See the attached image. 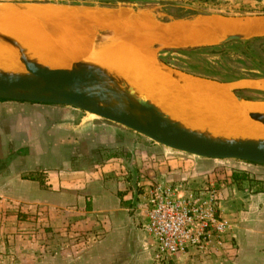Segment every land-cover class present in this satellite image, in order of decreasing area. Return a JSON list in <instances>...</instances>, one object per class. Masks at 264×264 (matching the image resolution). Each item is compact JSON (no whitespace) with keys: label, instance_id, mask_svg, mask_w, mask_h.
Masks as SVG:
<instances>
[{"label":"crops","instance_id":"obj_1","mask_svg":"<svg viewBox=\"0 0 264 264\" xmlns=\"http://www.w3.org/2000/svg\"><path fill=\"white\" fill-rule=\"evenodd\" d=\"M39 9L64 15L99 14L102 29L98 31L112 32L118 44H98L97 31L89 37L91 40L81 55L114 69L119 61L112 55L116 47L132 49V54L139 59L152 61L140 43L150 45L149 49L152 44L163 49H181L219 46L226 36L234 34L264 37V15L227 18L215 14H196L190 18L158 21L147 14H118V10H114L112 15L102 11L73 12L54 6ZM215 20L229 21L227 23L231 24L261 22L263 25L251 31L249 28L223 31L210 24ZM142 33L146 37H140ZM187 35H196L197 40L185 43L183 40H187ZM150 50L153 53L152 48ZM28 111L43 112L47 116L39 115L35 120L20 115ZM74 111L80 112L63 106L0 101V197L2 202H10L21 211L27 208L32 212L40 205L53 210L56 216L82 215L86 219L80 222L71 220V228L98 227L101 233L105 231L100 248L81 260V264H90V260L100 253L111 257L121 255L120 228L121 224L129 228L133 226L132 218L126 214L135 207L136 195L133 192L138 184L146 185L148 180L180 172L189 163L197 166L202 162L167 152H164V157L154 156L151 152L138 153L136 147L139 140L135 134L107 122L80 120ZM79 147L87 148L88 152L104 149L108 155L102 164L94 166V171H86L74 163L78 161L76 155ZM234 168L238 174L234 178L255 181L258 190L252 193L250 200L256 201L258 208L262 203L264 212V166L238 162ZM62 223L56 218L53 225L57 227ZM130 230L129 240H135V229ZM110 243L112 249L108 248Z\"/></svg>","mask_w":264,"mask_h":264},{"label":"rangeland","instance_id":"obj_2","mask_svg":"<svg viewBox=\"0 0 264 264\" xmlns=\"http://www.w3.org/2000/svg\"><path fill=\"white\" fill-rule=\"evenodd\" d=\"M0 3L76 5L92 7L98 12L114 9L118 10V14H147L158 21L190 18L196 14H224L238 18L264 15V0H0ZM96 34L98 44L118 43L110 31H98ZM151 48L154 58L169 64L180 73L186 74L197 69L204 73H213L229 80L224 84L231 86L230 92L234 96L249 102H264V68L261 67L264 64V43L249 47L247 41L221 44L217 49L221 53L214 56L173 54V49H163L153 44ZM74 112L80 116V120L107 122L83 112ZM20 115L35 120L39 115L47 116L43 112L32 111ZM128 132L135 134L129 130ZM135 136L139 140L136 147L138 153L151 152L154 156L164 157V152H167L188 158L187 160L202 162L197 166L189 163L186 168L180 169V173L197 171L199 176L193 180L191 186L198 188L200 184H204L215 188L217 192L215 213L224 227L223 231L213 234L212 240L203 249L192 250L186 255H176L169 264H264L263 204L259 203L258 208L257 202L250 200L252 193L258 190L254 180L233 177L238 176L234 172V166L239 161L199 159L170 151L141 135ZM77 151L78 161L74 163L86 171H94V166L102 164L108 155L104 149L88 152L87 148L79 147ZM260 189L262 190V186ZM140 191L136 187L133 194L137 196ZM126 215L132 218L133 226L129 228L121 224V255L111 257L100 253L90 260V264H154V242L144 228L145 215L137 199L135 207ZM56 218L63 222L61 226L53 225ZM81 219L86 218L82 215L56 216L53 210L40 205L32 212L27 208L21 211L10 202H2L0 197V264H81L82 258L87 259V255L100 248L105 233H101L102 230L98 227L71 228V220L80 222ZM132 228L136 232L135 240H129ZM104 248L107 249L106 246ZM108 248L112 249V243Z\"/></svg>","mask_w":264,"mask_h":264},{"label":"bare ground","instance_id":"obj_3","mask_svg":"<svg viewBox=\"0 0 264 264\" xmlns=\"http://www.w3.org/2000/svg\"><path fill=\"white\" fill-rule=\"evenodd\" d=\"M39 8L43 6L27 10L11 5L0 6V33L16 40L29 58L50 68L70 69L79 63L97 61L81 53L87 48L91 40L89 37L102 29L99 14L64 15ZM210 22L223 31L244 28L251 31L263 25L261 22ZM141 24L144 25L143 22ZM186 37L187 40H183L185 43L197 40L196 35ZM139 45L152 61L139 59L130 48L116 47L112 52L119 60L116 69L127 75L143 95L162 106L173 119L181 121L191 130L205 132L212 137L264 141V125L249 117L253 113L264 115V103L237 101L230 92V85L192 79L180 84L153 62L154 54L149 49L150 45ZM0 70L9 73L25 72L14 49L0 45Z\"/></svg>","mask_w":264,"mask_h":264},{"label":"water","instance_id":"obj_4","mask_svg":"<svg viewBox=\"0 0 264 264\" xmlns=\"http://www.w3.org/2000/svg\"><path fill=\"white\" fill-rule=\"evenodd\" d=\"M4 5L20 10L42 7L0 3V6ZM54 7L73 12H97L95 8L76 5ZM101 11L114 14V9ZM139 35L146 37L144 33ZM253 38L261 37L234 34L226 36L221 44ZM0 45L14 49L25 70L24 73L0 70V101L69 107L123 127L170 151L199 159L239 161L264 166V141L229 140L191 130L168 115L162 106L143 95L127 75L109 65L87 61L70 69H54L29 58L16 40L1 33ZM195 47L204 46L186 48ZM153 62L180 84L194 78L163 65L157 58H153ZM234 98L245 101L236 96ZM249 117L264 125L263 114L253 113Z\"/></svg>","mask_w":264,"mask_h":264},{"label":"built area","instance_id":"obj_5","mask_svg":"<svg viewBox=\"0 0 264 264\" xmlns=\"http://www.w3.org/2000/svg\"><path fill=\"white\" fill-rule=\"evenodd\" d=\"M198 176L197 171L173 172L137 185L144 228L155 246L154 264H169L176 255L201 250L213 234L223 231L215 213L216 189L204 184L193 188L191 183Z\"/></svg>","mask_w":264,"mask_h":264},{"label":"trees","instance_id":"obj_6","mask_svg":"<svg viewBox=\"0 0 264 264\" xmlns=\"http://www.w3.org/2000/svg\"><path fill=\"white\" fill-rule=\"evenodd\" d=\"M215 15H219L222 17H236V16H228V15H224V14H215ZM264 43V37L261 38H253L251 40L247 41V46H251L252 44L255 45H260ZM219 46H213V47H195V48H182V49H173L171 50L173 54H177V53H184V54H189V53H196L198 55H207V56H214L217 54H220L221 52H218ZM163 65L174 69L172 66H170L169 64L161 61L160 59H158ZM199 67V66H196ZM261 67L264 68V64H261ZM189 76H192L194 78H198V79H203V80H208V81H212V82H216V83H227L229 80L227 79H223L218 77L217 75L213 74V73H204L201 72L197 69V71H192L190 73H186Z\"/></svg>","mask_w":264,"mask_h":264}]
</instances>
